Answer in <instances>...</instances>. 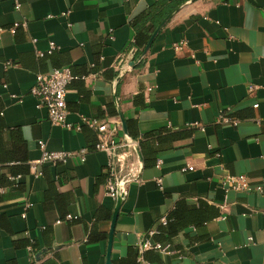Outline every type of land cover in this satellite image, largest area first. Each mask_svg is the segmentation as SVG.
<instances>
[{
    "label": "crops",
    "instance_id": "1",
    "mask_svg": "<svg viewBox=\"0 0 264 264\" xmlns=\"http://www.w3.org/2000/svg\"><path fill=\"white\" fill-rule=\"evenodd\" d=\"M17 1L19 9L0 0V176L12 181L0 182V264L106 261L116 208L104 187L108 156L93 149L92 129L51 124L29 93L37 73L63 66L78 77L66 94V121L105 119L137 150L117 166L119 178L135 179L122 188L112 264L130 247L138 258L157 251L152 264H264V0ZM160 1L178 4L142 56L131 22ZM17 21L24 25L10 32ZM50 41L56 48L37 57ZM226 106L236 126L215 121ZM39 140L48 151L86 148L85 160L45 162L35 175L29 163L41 154ZM225 173L245 174L263 191L225 195ZM179 199L206 201L220 215L160 243L166 251L143 248L156 243V224Z\"/></svg>",
    "mask_w": 264,
    "mask_h": 264
},
{
    "label": "built area",
    "instance_id": "2",
    "mask_svg": "<svg viewBox=\"0 0 264 264\" xmlns=\"http://www.w3.org/2000/svg\"><path fill=\"white\" fill-rule=\"evenodd\" d=\"M14 1V8L19 9L20 4L17 0ZM62 15H66V12L62 13ZM20 25H24L21 22H14L12 26L9 28L10 32H15L17 27ZM68 26L70 24L68 23ZM34 41V39L32 40ZM185 40H181L179 42L173 43L172 47L175 50L181 49L185 46ZM56 45L54 42H49L48 49L43 51H36L37 57H43L46 54H50ZM6 64H9L7 62ZM78 77L75 76L71 69L68 66L63 67H56L51 69L46 73H37L35 75L34 84L29 90V93L35 98L36 100V107H43L47 111L48 121L51 124L59 125L64 128H74L76 130H80L82 126H87L88 128L92 129L96 133V142L93 147L96 151L105 152L108 156V163L106 166V175L104 181L105 192L109 196L113 198H117V196L122 192V188L124 184L130 180L135 179V175L131 174L126 179H122L118 177V170L117 166H121L125 161L126 157L129 155V149L137 151L133 147V141L128 142L125 138L122 140H117V127L115 125L110 124L105 119H99L96 117L80 115V122L73 125L66 121V116L68 113L67 110V103H66V94L68 92L69 84L77 79ZM153 87H148L147 91H151ZM253 86L248 87V90L251 91ZM258 104H253V107H257ZM231 111V107L226 106L220 109L219 114L215 121L217 123L222 124H230L236 126L238 120L229 116V112ZM199 127L200 129H204V126H201L198 123H194L189 125ZM39 148L41 150L40 156L32 160L29 165L31 170L34 172L35 175H39L40 172L37 170V166L39 164L45 162H64L69 158H73L78 156L81 161L85 160V154L87 153L86 148L79 149L77 151H65V150H56V151H48L45 149L44 142L42 140L38 141ZM128 148L126 150H123ZM119 150H123L119 152ZM219 155V153L217 154ZM161 163L160 160L156 161V166H159ZM193 166H186L182 169V171L192 170ZM159 182V180H157ZM220 185L226 195L230 191L235 192H251L256 191L261 193L263 191V187L261 185H257L255 187H251L248 182V177L245 174H230L225 173L220 176ZM32 206L31 202L26 203V207L29 208ZM25 213L22 214L24 216ZM69 215H66L65 218H69ZM163 223L167 221V218L164 217L161 220ZM172 221V219H169ZM143 248H150V249H157L161 252L166 251L165 247L162 244L156 242L151 243L149 241H145L141 244ZM29 251L31 252L32 259L35 258L34 252L32 248L28 246ZM36 259V258H35ZM141 264H150L148 262H143Z\"/></svg>",
    "mask_w": 264,
    "mask_h": 264
},
{
    "label": "trees",
    "instance_id": "3",
    "mask_svg": "<svg viewBox=\"0 0 264 264\" xmlns=\"http://www.w3.org/2000/svg\"><path fill=\"white\" fill-rule=\"evenodd\" d=\"M178 4V2L164 4V1L156 3L151 8L135 16L132 20V26L135 30V45L138 49L142 50L150 37V34L156 27V25ZM138 96L135 97V101ZM149 134L145 138H151ZM135 137V136H133ZM157 140L160 138H156ZM95 144V143H94ZM143 142H140L142 146ZM140 153V150H138ZM143 160L146 164V159L141 149ZM140 153V155H141ZM151 153L155 155V150H151ZM25 171V170H24ZM23 171V172H24ZM1 184H10L12 181L8 180L4 176H0ZM219 209L215 206L208 204L206 201L199 200L196 204L189 203L185 199H179L173 209L166 216L167 221L163 223L161 220L156 224L153 232V239L155 242L163 243L171 241L179 233L183 232L187 228L199 229L208 221L219 216ZM172 219V221H169ZM2 226L3 223L0 222ZM157 249H151L153 251ZM35 253V252H34ZM148 251L143 252L142 258L139 257V249L137 247H130L127 255L124 258L119 259L115 264H141L143 262L159 260L158 252H153L151 259L147 257Z\"/></svg>",
    "mask_w": 264,
    "mask_h": 264
},
{
    "label": "water",
    "instance_id": "4",
    "mask_svg": "<svg viewBox=\"0 0 264 264\" xmlns=\"http://www.w3.org/2000/svg\"><path fill=\"white\" fill-rule=\"evenodd\" d=\"M164 19H165V18H164ZM163 21H164V20H163ZM162 23H163V22H162ZM158 28H159V26L157 27V29H158ZM157 29H156V31H157ZM156 31H154V32L152 33V35L150 36V38L148 39V41H147V43H146V45H145V47H144V49H143L142 56L145 55V53H146V51H147V49H148V47H149V45H150V43H151V41H152V39H153V37H154ZM118 113H119V115H120V117H121L120 112H118ZM125 139H126L128 142H131V143H132V140H131V138L128 137V134H127V133H125ZM133 147H134V149L136 150V147H135V146H133ZM122 198H123V193H120V194L117 196V198H116V208H115L114 214H113V216H112V224H111V230H110L109 238H108V248H107V254H106V261H105V264H112L111 259H110V248H111V238H112V232H113V224H114V222H115V218H116V213H117L116 211H117V209H118V207H119V205H120V203H121ZM36 259H37V258H36Z\"/></svg>",
    "mask_w": 264,
    "mask_h": 264
}]
</instances>
